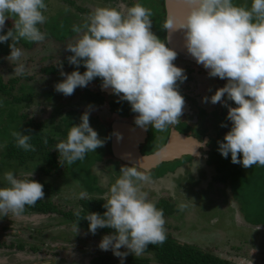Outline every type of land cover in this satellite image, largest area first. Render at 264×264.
Masks as SVG:
<instances>
[{
  "label": "clouds",
  "instance_id": "9594fccd",
  "mask_svg": "<svg viewBox=\"0 0 264 264\" xmlns=\"http://www.w3.org/2000/svg\"><path fill=\"white\" fill-rule=\"evenodd\" d=\"M182 4L183 16L169 14L163 28L169 32L183 30L188 54L208 70L210 77L227 81L211 97L202 98L212 104L221 102L228 109L226 119L231 128L223 141L217 142L218 152L225 158L230 154L231 163L244 168L264 166V0H251L250 7L237 5L234 0H182ZM44 10L45 0H0V32H4L5 20L15 17L12 28L0 34V43L12 41L8 59L19 61L22 57L21 48L15 46L21 39L38 43L46 38L47 34L39 28L46 21ZM151 16V10L139 2L126 12L96 7L84 24L72 27L78 38L66 46L72 53L67 61L77 70L70 73L61 70L64 78L54 85L55 91L68 96L77 87H86L99 77L102 88H110L114 95L130 104L131 111L137 114L134 123L140 128L147 130L150 125L164 131L175 125L184 105L177 82L183 83L187 75L173 63L176 51L151 31ZM81 64L85 68L83 73L78 70ZM14 73L24 75L22 62L14 66ZM225 95L235 107L222 101ZM12 135L19 148L35 151L29 143L30 134L18 131ZM194 142L198 147L208 143ZM43 143H48L46 138ZM102 144L89 124V112L85 111L80 123L72 125L66 139L54 148L71 165ZM119 173L106 193L103 214L92 212L84 218L92 234L97 228L115 230L103 236L98 247L111 250L123 264L128 252H120L122 246L140 256L148 245L163 244L166 234L163 210L143 190L145 184L152 182L149 171L133 164L122 166ZM3 180L7 186L0 187V217L9 212L21 216L25 206L43 200V185L31 178L20 179L8 171ZM85 195L79 194L81 199ZM186 207L184 203L177 205L179 211ZM74 214L77 233L81 217L79 211Z\"/></svg>",
  "mask_w": 264,
  "mask_h": 264
},
{
  "label": "trees",
  "instance_id": "16d2710c",
  "mask_svg": "<svg viewBox=\"0 0 264 264\" xmlns=\"http://www.w3.org/2000/svg\"><path fill=\"white\" fill-rule=\"evenodd\" d=\"M68 1L74 3L73 0ZM107 1L113 2L119 0ZM121 1H127V4L130 5L139 2L144 7L150 9L152 12L150 18L152 21L151 31L159 39L166 42V30L163 28L165 18L164 0ZM234 2L240 6L250 7L251 5V0H234ZM77 9L87 13L92 12V10L88 8L77 7ZM11 19L14 20L15 17H10L5 20L4 32L12 28L14 21H11ZM84 23L85 21H82L78 15L68 11H62L50 20L45 21L42 26L43 28L39 25V28L42 32L43 29L45 30L47 34L46 37L65 42L67 38H71L77 34L72 31L73 25H82ZM4 32H0V34H4ZM11 43V39L0 43V58L10 54L9 44ZM18 43L25 47H31L34 44L23 39ZM16 45L17 43L15 46ZM70 55H72V53L67 51L66 56L60 61L52 62L41 68V72L46 73L47 76H51L50 80H53V82H51L52 84L64 78L60 75L61 70L65 71V69H67L71 72L74 70V66L70 65L67 61V57ZM84 71L85 68L83 69L80 66V72L83 73ZM24 77L30 79L31 76L24 73L22 76L12 75L10 78L6 79L5 75L0 73V172L2 171L1 166L3 165H6L7 168H13L15 164L22 168H27L31 164L36 166L37 174H32V176L31 174L17 176V178L20 179L31 178L43 185V200H38L34 206H25V210L44 216L58 215L72 224H75L77 221V217L74 213L79 211L81 218L77 222V225L88 231V221L84 216L92 212L102 215L106 210L103 208V204L105 203L104 200L106 199V188L99 186L97 183V175L93 172L94 165L102 162L103 164L114 163L120 168L122 166H130L116 160L110 151V115L113 111L117 112L121 111V109H117L113 100L106 101V97L103 93L93 90L90 88V83H88L86 87H77L71 94V96L79 94L80 102L75 106L69 105L57 110L54 112L53 120L48 123V121L43 119L39 114L28 108L31 106L33 99L38 96V93L35 88L29 90L30 84H28V86L24 83L20 84V79ZM33 86L45 87L40 83ZM17 87H19L20 90L15 91ZM51 88L49 93H53L54 97L58 98V102L61 101L62 97L65 95L55 91L53 85ZM79 89H81L82 93H79ZM3 97L6 98L4 99ZM22 103H24L23 107L21 106ZM43 105L44 107H35L41 111V114H45L44 112L47 106H58V103L51 104L46 100ZM85 111L89 112V124L97 132L98 138L103 141V144L100 146L99 152H87L83 160H77L69 166L71 175L83 184L86 189V195L83 199L79 198L76 203H64V199L60 196V185L47 179L54 178L65 172L64 167L66 162L63 161V158L54 146L59 142L61 137L67 136L72 125H78L80 123V116ZM18 131L31 135L29 143L34 146L35 151H25L17 146L12 133ZM45 138L48 141L47 144L43 143ZM154 149L155 148H153L152 151H154ZM213 159L220 160L218 156H212L211 160ZM221 161L224 170L221 169L222 167L218 170L223 174L220 178L228 181L236 201L240 203L244 218L253 225H264V166L253 165L247 170H242V168L236 170V168L230 165L229 162L227 163L226 160ZM178 164L179 161L177 163H163L160 165V168L166 166L164 170H161V173L154 172L152 176H162L168 171H175ZM216 167L219 168L218 165ZM155 204L157 208L162 209L164 213L166 240L163 244L148 245L147 249L140 256H135L124 247L121 248L122 250L120 251L128 252L126 255L127 262L125 264H248L242 262L236 256L225 257L222 253L208 248L180 241L166 231L169 227V224L166 223V218L176 213V203L173 201L172 197H161L155 201ZM114 231V229L105 227L97 228L95 233L105 236ZM5 243L6 242L0 240V247L5 246ZM6 245L9 247L14 246L13 243H6ZM19 247L21 248L20 245ZM98 251L99 250L92 252L88 260L89 264H115L114 255H109L105 251ZM51 257L45 258L46 260H51L50 264L52 261L56 262V260Z\"/></svg>",
  "mask_w": 264,
  "mask_h": 264
},
{
  "label": "rangeland",
  "instance_id": "374dc122",
  "mask_svg": "<svg viewBox=\"0 0 264 264\" xmlns=\"http://www.w3.org/2000/svg\"><path fill=\"white\" fill-rule=\"evenodd\" d=\"M73 2L45 0L46 10L43 11V14L46 21L65 11V9L78 15L82 21L86 22L90 13L79 11L77 7L88 8L92 11L96 7H113L126 12L127 6H129L127 1L121 0L113 2L107 0H73ZM164 14L166 20V9H164ZM11 21L14 20L11 19ZM43 25H40L41 28ZM43 32H45L44 29ZM77 38L78 34L67 38L65 42H61L46 37L42 42L34 43L31 47H25L17 42L16 47L21 48L23 52L19 61H12L7 58L8 56L0 58V73L4 74L6 79L16 75L14 66L17 63L22 62L24 64L25 73L31 77L30 79L25 77L20 79V84L24 83L27 86L30 84L29 90L35 88L38 93L28 108L39 114L48 123L53 120L54 112L57 110L69 105H77L80 102V95L64 96L58 102V98H55L53 93L50 94L49 91L52 89V85L54 86L63 79L52 84L51 76L41 72V68L65 57L67 54L66 46ZM73 66L74 70H77L75 65ZM80 66L84 69L82 64ZM63 72L70 73L71 71L65 69ZM37 83L45 87H34L33 85ZM16 90H20L19 87ZM78 91L82 93L81 89ZM46 100L51 104L57 102L58 106H47L45 114H41V111L35 107H44L43 104ZM23 104H21L22 107ZM210 127L215 131L219 129L220 125L219 127L216 125ZM65 139L66 137H61L59 142ZM98 150L100 147H97L94 153ZM69 166L66 163L65 172L47 179L60 185V196L64 199V203H76L80 198L79 194L81 192L86 193V189L71 175ZM165 167H159L154 172L161 173ZM195 168L196 165L191 166L190 170H186L184 165L180 166L175 172L153 179L150 184L143 186V190L148 193L149 199L154 202L161 197H172L176 203V213L166 218V223L169 224L166 231L180 241L208 248L222 253L225 257L236 256L248 264H264V226L256 227L246 222L240 204L236 201L229 184L213 180L211 167L208 168V171ZM1 169L3 172H0V187L7 186L6 181L3 180L5 172L11 171L16 177L31 173L37 174V168L33 164L27 168H22L17 164L13 168H7L6 165H3ZM93 172L97 175L99 186L106 188V197L110 186L120 175V167L114 163L103 164L99 162L94 165ZM170 184L174 187H170ZM180 203L187 205L183 211H179L177 208ZM77 227L78 232L76 233L74 224L58 215L44 216L25 210L21 216H14L9 212L7 216L0 217V240L13 243L14 246L9 247L5 243V246L0 247V264L50 262L51 260L45 258L51 256L56 260V262L52 261L51 264H89L88 260L92 252L104 251L98 247L103 235L92 234L79 225ZM121 248L119 251L122 250ZM105 252L113 255L111 250ZM114 260L115 264L121 263L119 257L115 256ZM126 262L127 256L123 258V264Z\"/></svg>",
  "mask_w": 264,
  "mask_h": 264
},
{
  "label": "flooded vegetation",
  "instance_id": "af4514ba",
  "mask_svg": "<svg viewBox=\"0 0 264 264\" xmlns=\"http://www.w3.org/2000/svg\"><path fill=\"white\" fill-rule=\"evenodd\" d=\"M129 6H132L129 4ZM127 6V7H129ZM165 22V18H164ZM166 39V46L169 47L167 38ZM170 48V47H169ZM174 65L180 67L184 70L187 75V79L183 83H178V91L184 98V105L182 108V114L178 118L179 121L175 125H169L164 131H157L152 129L149 125L146 130V137L143 143L140 145L141 152L144 154L154 152L155 150L159 149L163 146L169 136L171 135L173 130L178 131L181 134L191 135L197 138L200 141L207 140L208 143L204 147H199L198 155H183L179 159L172 161V163H176L179 161V164L175 168V170L180 166H185L186 170H190L191 166L196 165L195 169L198 170H207L211 167L212 177L213 180L227 183V180H223L220 178L222 172L218 170L222 167V161L226 160L227 163L229 162L234 168L247 170L248 168L242 167L241 164H233L231 163L230 154L227 158L222 157L218 152V141H223L224 135L230 130L231 122L226 119L227 116V107L222 106L221 102H217L216 104H212L210 102H203L202 98L204 97H211L215 91L223 87L224 84L227 82L226 79H220L218 77H210L208 75V71L202 69L197 63L193 60L187 58H180L177 57L173 61ZM102 81L101 78L97 77L94 78L90 82V88L95 91H100L106 97V101H112L116 104L117 109H121V111H113L110 117V124H109V136H110V151H111V140H112V130L114 122L119 121H128L132 124L134 123V118L137 115L131 111L130 104L122 99H119L118 96L114 95L110 88L104 89L101 87ZM122 95V94H121ZM222 101H225L229 106L235 107V103L226 100L225 97H222ZM225 126H221V125ZM136 125V124H135ZM216 125L219 127L218 130H212L210 126ZM154 151H152V149ZM212 156H218L220 160H211ZM240 158V154L238 153V159ZM118 160V159H116ZM121 162V161H120ZM168 163V162H166ZM222 164V165H221ZM219 166L217 168L216 166ZM160 165L157 167L159 168ZM154 169L150 173L152 180L158 179L160 177L165 176L168 173H173L175 171H168L167 173L158 175L157 177L152 176L153 172L157 170ZM222 167L221 169H223ZM230 186V185H229ZM231 188V187H230ZM238 204H240L238 202ZM241 207V206H240ZM242 211V210H241ZM242 214L244 215L243 211ZM247 223H249L246 220ZM251 224V223H249ZM253 225V224H251ZM256 227H261L264 225H254Z\"/></svg>",
  "mask_w": 264,
  "mask_h": 264
},
{
  "label": "water",
  "instance_id": "95a60500",
  "mask_svg": "<svg viewBox=\"0 0 264 264\" xmlns=\"http://www.w3.org/2000/svg\"><path fill=\"white\" fill-rule=\"evenodd\" d=\"M166 17L169 14L181 18L184 13L182 0H164ZM166 38L171 49L176 51L177 57L195 59L188 54L185 48L183 30L169 32L166 30ZM205 69L201 64H198ZM146 137V130L128 121L114 122L112 130L111 154L123 164L132 166L140 165L141 169H147L149 172L156 169L159 165L172 162L183 155H198L199 147L194 141H200L191 135L181 134L173 130L166 143L154 152L144 154L141 152L140 145ZM37 264H50V262H41Z\"/></svg>",
  "mask_w": 264,
  "mask_h": 264
}]
</instances>
